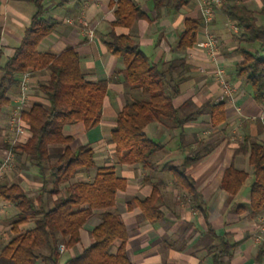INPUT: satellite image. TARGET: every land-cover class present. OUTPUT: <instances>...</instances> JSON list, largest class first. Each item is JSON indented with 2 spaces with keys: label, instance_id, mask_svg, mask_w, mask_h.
Here are the masks:
<instances>
[{
  "label": "trees",
  "instance_id": "obj_1",
  "mask_svg": "<svg viewBox=\"0 0 264 264\" xmlns=\"http://www.w3.org/2000/svg\"><path fill=\"white\" fill-rule=\"evenodd\" d=\"M27 1L35 7L30 24L13 55L7 57L4 64L0 63V112L10 102L9 93L20 87L23 73H48V78L37 84L46 103L35 101L22 111L27 132L12 146L16 155L15 168L35 167L44 185L33 196L21 180L10 181L7 176L0 178V200L11 203L18 210L10 222L9 238L0 245V264H38L39 261L59 264L60 245L75 248L81 240L82 227L96 213L101 220L90 230L92 242L66 263L134 264L126 249L128 228L121 211L116 208L118 192L127 189L130 179L118 174L116 163L136 165L144 173L140 184L151 187L149 195L127 200L125 210L139 207L142 217L150 224L163 218L164 190L162 181L156 176L167 171L172 184L181 191L182 199L207 218V204L192 169L221 139H202L180 163L173 164L171 160L160 165L155 158L166 149V144L150 137L147 128L158 122L182 137L186 124L198 115L207 114L211 127L226 123L227 115L225 101H207L199 109L190 108V101L177 106L175 99L181 94L185 60L174 58L163 64L154 62L134 35L118 32L116 27L129 29L141 19L151 23L162 15L164 7L179 9L194 4L195 0H152L155 16L145 11L137 0H110L114 20L109 31L100 36V41L110 54L122 58L124 68L116 71L112 78L95 81L86 78L81 55L75 47H67L59 53L39 49L41 41L55 31L59 22L45 16L48 0ZM68 1L57 0L56 5L62 6ZM218 8L237 28L234 52L240 60L235 63L233 79L246 84L254 100L263 104L264 0L259 8H253L252 2L232 0H223ZM203 27L202 17L185 18L174 50L187 52L197 43ZM119 72L125 84L140 89L141 94L127 100L115 118L108 139L115 160L99 164L91 144L74 146V137L66 134L64 128L81 122L90 129L100 122L109 83ZM2 129L0 124V131ZM180 141L183 145V137ZM52 145L62 147L59 151H51ZM9 147L6 142L4 148ZM240 154L247 157L254 178L250 184L249 204L233 203L232 211L241 214L247 210L250 216H255L264 208V141L245 135L235 148L234 156ZM91 168H96L94 177L72 181L78 172ZM247 178L248 172L236 166L234 161L225 168L220 187L228 192L229 202L241 192ZM49 181L54 184L50 191L54 205L47 208L45 184ZM62 191L64 196H59ZM208 231L216 239L208 248L213 264H229L238 243L230 240L228 233L218 234L211 227ZM116 242H119L116 250H112ZM257 258L264 264V245Z\"/></svg>",
  "mask_w": 264,
  "mask_h": 264
},
{
  "label": "crops",
  "instance_id": "obj_2",
  "mask_svg": "<svg viewBox=\"0 0 264 264\" xmlns=\"http://www.w3.org/2000/svg\"><path fill=\"white\" fill-rule=\"evenodd\" d=\"M143 9L156 15L152 0H137ZM239 2H262V0H232ZM57 0H48L46 14L48 19L57 20L59 23L53 33L45 37L40 45L41 50L59 53L67 47H75L81 55V65L85 76L89 80L112 78L114 73L124 68L120 56L112 55L106 46L100 41V36L109 31L111 21L114 20L113 8L110 0H70L62 6H57ZM27 0H0V63L4 64L7 57L13 55L15 48L21 43L25 28L30 24L35 7ZM187 17H201L196 3L176 9L174 6L164 7L162 15L149 22L141 19L132 28L116 27L118 32H130L136 37L142 49L154 62H168L172 59L183 58L184 70L181 77V94L175 99L177 106L185 101H190V108L199 109L207 101H225L227 121L220 127H211L207 114L198 115L197 119L186 124L182 138L178 132L167 127L152 123L151 130L157 132L160 127L168 150L177 151V156L168 161L181 158V154L187 148L196 149L199 141L207 139L206 133L212 132L214 138L221 141L212 152L205 155L197 162L192 171L202 189L204 200L207 204L208 216L190 207L184 200L167 195L171 193L174 184H168L164 193L162 209L164 216L157 223L150 224L141 215L139 207L125 210L126 200L133 196H147L150 194V185L140 184L141 172L136 165H120L116 163L117 172L130 179L125 191H119L116 208L121 211L125 221L129 240L126 249L128 256L134 264H213L209 247L215 244L216 239L209 233L208 227L218 234L228 233L230 240L238 243L234 256L229 264H261L258 260L260 247L264 245V208L255 216H250L246 210L241 214L232 211V202H229V194L220 187L221 178L225 168L234 161L246 163L247 157L242 154L234 156L235 148L245 135L252 139L264 141V103H257L248 86L242 81L233 79L235 63L240 60L234 52L236 41L234 34L237 29L232 28L222 11L217 8L213 22L209 29L213 32L217 42V49L212 54L202 46L205 39V27L198 33L197 43L180 53L174 50L179 33L184 28V19ZM89 22L90 29L94 30L93 36H89L88 28L79 20ZM39 45V46H40ZM163 64V63H162ZM165 66V65H163ZM223 68L226 78L234 85L233 99L224 94L223 86L218 77V69ZM47 72H29L26 107L35 101L46 103L42 93L38 92L37 84L45 81ZM46 76V77H45ZM46 78V79H44ZM141 90L127 86L121 72L117 73L110 81L108 93L104 99L102 117L94 127L87 129L83 123H72L65 126L64 131L74 137L72 144H91L98 160L114 161L113 146L108 143L110 137H106L105 127L112 128L115 118L127 100L139 97ZM20 87L9 93L10 102L0 112V157L2 159L8 139V120L14 107L18 104ZM209 127V129H207ZM147 128V131H148ZM159 130V128H158ZM237 132V134H234ZM111 134V132H110ZM179 153V154H178ZM220 168V173L214 177L215 170ZM239 167V166H238ZM32 168H14L16 177H19L22 185L30 195L39 186L36 173ZM121 169L119 173L118 169ZM20 170V171H19ZM32 170V171H31ZM19 171V172H18ZM82 173V171L78 172ZM83 175V174H82ZM32 177V182L28 177ZM89 179L93 175H83ZM38 177V176H37ZM171 180V179H170ZM33 183V184H31ZM242 192V191H241ZM240 192V193H241ZM250 194V192H249ZM175 196V195H174ZM118 197L120 201L118 202ZM237 197V196H236ZM236 197L234 199H236ZM243 205L249 204V195L245 196ZM0 245L9 238V229L13 206L7 201H0ZM99 213L94 214L81 229V240L75 248L64 246L61 252L59 264H67L66 261L76 252L82 251L83 233L87 236V244L91 243L90 230L100 222ZM181 239V240H180ZM119 242H116L112 250H116ZM38 264H46L39 261Z\"/></svg>",
  "mask_w": 264,
  "mask_h": 264
},
{
  "label": "built area",
  "instance_id": "obj_3",
  "mask_svg": "<svg viewBox=\"0 0 264 264\" xmlns=\"http://www.w3.org/2000/svg\"><path fill=\"white\" fill-rule=\"evenodd\" d=\"M223 0H195L197 4L201 17L205 22V39L202 41L201 45L206 47L210 53H214L217 49V42L215 35L208 28L209 25L213 22L215 17V12L217 8L221 5ZM85 27H89V22L85 19L79 20ZM231 26L234 29H237L234 24L231 22ZM89 36H93L94 30L88 28ZM219 80L223 86L224 94L233 99V94L235 91L234 85L226 78V72L223 68H219L218 71ZM29 72L23 73L20 82V96L18 99V104L12 110L9 120H8V139L10 147L6 149L1 162H0V178L6 176L10 170H12L16 164V155L13 151L12 146L16 145L20 139L26 135V126L22 118V111L26 108L27 103V94L29 91L28 84ZM2 201V200H0ZM0 204V208H2ZM64 245H60V250L63 251Z\"/></svg>",
  "mask_w": 264,
  "mask_h": 264
},
{
  "label": "rangeland",
  "instance_id": "obj_4",
  "mask_svg": "<svg viewBox=\"0 0 264 264\" xmlns=\"http://www.w3.org/2000/svg\"><path fill=\"white\" fill-rule=\"evenodd\" d=\"M263 5V0H262V2H259V3H257V2H254V3H252V7L253 8H259V7H261ZM33 6V5H32ZM258 20L260 21V17L258 16ZM248 47L251 49L252 47H251V45H248ZM42 48H44V46L43 45H40L39 46V49H42ZM253 49V48H252ZM46 75H47V77H48V73H46ZM46 77V76H45ZM44 79H46V78H44ZM154 124H158V125H160V123H158V122H155ZM150 126H153L152 124L150 125ZM161 126V125H160ZM151 128L152 127H149L148 128V134H149V136L150 137H152V138H155V139H157V140H164V136H163V133L161 132V128H163L162 126H161V128L160 127H157L156 128V130H157V132H153V133H151L152 132V130H151ZM158 128H159V130H158ZM111 129L112 128H110L109 126H106L105 127V130H106V137H110V132H111ZM164 129V128H163ZM207 129H209V127H207ZM213 133L212 132H210V133H206V136H207V139L206 140H210V137L211 136H213L212 135ZM234 134H237V132H235ZM61 147H62V145H52L51 147H50V149H51V151H59L60 149H61ZM177 151H173L172 149L170 150H168V148H166L164 151H162L161 153H159L157 156H156V160H158L159 161V163H160V165H163L165 162H167L168 161V159H171V157H175V156H177ZM188 153H190V148H187L186 150H184L183 152H182V154H181V158H175V159H172V162H173V164H177V163H180L181 161H182V159H183V156L184 155H186V154H188ZM179 154V153H178ZM243 156V155H242ZM98 163L99 164H103V163H105V160H102V161H100V160H98ZM240 168H242V169H245L247 172H248V178H247V180H246V182H245V184H244V186H243V188H242V192L241 193H239L238 195H237V197H236V199H232V201L234 200V202L235 203H241V204H243V203H248V202H245V196H247V195H249V192H250V184L252 183V181H253V178H254V176H253V171H252V167H251V165L249 164V162H248V160H246V163H239V164H237ZM14 168H15V166H14ZM12 169V170H10L9 172H8V174L6 175L7 176V178L10 180V181H17L18 179H19V177H16V173H15V169ZM220 166H219V168L217 169V170H215V173H214V177H216L217 175H219V173H220ZM95 169L96 168H91V169H89V170H83L82 171V173H77L76 175H75V177L72 179V181H78V180H85V179H87L86 178V176H85V178H82V176L83 175H93V176H91V177H94V174H95ZM33 170V171H32ZM31 171H32V173L33 174H35L36 173V170H35V168H33ZM141 170V169H140ZM20 171V170H19ZM18 171V172H19ZM118 171H119V173H121V169L119 168L118 169ZM141 172H142V170H141ZM83 174V175H82ZM157 175L158 176H156L157 177V179H160L161 181H162V185H163V190H164V193H165V191H166V189H167V186H168V184H170V182H171V177H170V174H169V172H167V171H162V172H159V173H157ZM35 178V180L36 179H38V183H39V186L37 187V188H35V192H30V193H34L33 194V196H35V195H37L39 192H40V189H41V187H43V183H42V179H40L39 177H34ZM28 179L30 180V182H32L33 180H32V177L30 176V177H28ZM48 180H51V178H48ZM31 184H33V183H31ZM172 184V183H171ZM45 189H46V195H45V201H46V207L47 208H50V207H52L53 205H54V203H53V197H52V193L50 192L51 190H53V188H54V184L51 182V181H49V183L48 184H45ZM62 188L64 187L63 185L61 186ZM175 195V196H174ZM59 196H64V192L62 191L60 194H59ZM168 196V198H170L171 196H173V197H175V198H178V199H181L183 196H182V193H181V191H179L176 187H174L173 188V190L171 191V193H169V195H167ZM235 198V197H234ZM127 201V200H126ZM118 202H121L120 201V197H118ZM125 206H126V203H125ZM17 208L15 207V206H13V213H12V215H11V219H13L14 217H15V215H16V213H17ZM88 236V235H87ZM87 236L85 235V233H83V244L85 245V246H87L88 244H87V242H86V240H87ZM90 240L92 241V237H91V235H90ZM181 240V239H180ZM90 244V243H89Z\"/></svg>",
  "mask_w": 264,
  "mask_h": 264
}]
</instances>
